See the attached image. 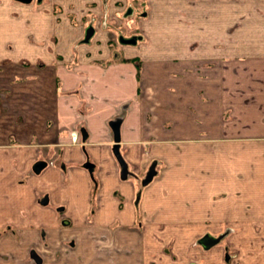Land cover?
Here are the masks:
<instances>
[{
    "label": "crops",
    "instance_id": "0c3cea01",
    "mask_svg": "<svg viewBox=\"0 0 264 264\" xmlns=\"http://www.w3.org/2000/svg\"><path fill=\"white\" fill-rule=\"evenodd\" d=\"M155 2L115 58L0 18L3 258L264 264V0Z\"/></svg>",
    "mask_w": 264,
    "mask_h": 264
},
{
    "label": "rangeland",
    "instance_id": "374dc122",
    "mask_svg": "<svg viewBox=\"0 0 264 264\" xmlns=\"http://www.w3.org/2000/svg\"><path fill=\"white\" fill-rule=\"evenodd\" d=\"M98 1L99 3L96 1L93 2L92 0H28L27 2L25 0H0V18H11L12 20H16V23L20 24V27L24 25L28 26L29 30L26 32L27 35L23 34L21 38L26 42H37V40H35L36 36H33L34 31L38 30L39 27L37 21L44 17H49V14L54 11L55 12L52 13L51 16L55 17V13L59 12L58 14L67 21L66 32H77L74 41L67 40V37H65V41L61 43L62 45H75V42H80L82 44L91 42L97 43L98 45L104 43L103 45H107L112 49L111 58H115L116 51L123 55L124 52L120 51L123 45L138 47L149 42V36L146 32L149 33L147 30L149 27L151 28V26H149L151 14H153L157 8L159 10L158 12L162 10L155 0ZM103 2L104 5H102ZM102 8L109 13L107 12V15L103 14ZM24 18L27 20L26 23L23 22ZM86 27H93L96 32L89 40H85L86 35L84 32ZM98 32H100V34L102 33L99 36L100 38L96 37ZM106 34H108L107 38ZM134 38L136 39L135 43L128 41ZM11 40L13 41V39ZM40 42L52 46L58 44L57 42H59V40L56 34H53L41 37ZM19 43L15 41L13 44L19 45ZM2 256L3 255H0V264H8L9 259H14L11 255H7L4 258ZM31 259L33 260V264H44L45 262L44 257L38 254L36 255V253ZM13 262H17L18 264L24 261L15 259ZM26 262L28 263V260Z\"/></svg>",
    "mask_w": 264,
    "mask_h": 264
},
{
    "label": "water",
    "instance_id": "95a60500",
    "mask_svg": "<svg viewBox=\"0 0 264 264\" xmlns=\"http://www.w3.org/2000/svg\"><path fill=\"white\" fill-rule=\"evenodd\" d=\"M93 32H94V28H93V27H89V28L87 29L86 39H85V40H89V38L93 35ZM123 40H124V39H123ZM127 40H128V39H127ZM127 40H125V41H127ZM128 41H129V42H132V43H135V42H136V39L134 38V39H130V40H128ZM152 175H153V171L150 170L149 173H148V175H147V177H146V179L143 181L144 184L147 183V182L152 178Z\"/></svg>",
    "mask_w": 264,
    "mask_h": 264
},
{
    "label": "trees",
    "instance_id": "16d2710c",
    "mask_svg": "<svg viewBox=\"0 0 264 264\" xmlns=\"http://www.w3.org/2000/svg\"><path fill=\"white\" fill-rule=\"evenodd\" d=\"M125 60L136 61V58H128V59H125ZM136 66H137V77H138V80H139L140 79V66L138 65L137 62H136Z\"/></svg>",
    "mask_w": 264,
    "mask_h": 264
},
{
    "label": "flooded vegetation",
    "instance_id": "af4514ba",
    "mask_svg": "<svg viewBox=\"0 0 264 264\" xmlns=\"http://www.w3.org/2000/svg\"><path fill=\"white\" fill-rule=\"evenodd\" d=\"M88 28H89V27H86V28H85V29H86L85 32H84L85 35H86V33H87V29H88ZM95 33H96V32H95V28H94L93 35H95ZM93 35H92V36H93Z\"/></svg>",
    "mask_w": 264,
    "mask_h": 264
}]
</instances>
